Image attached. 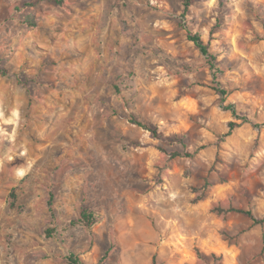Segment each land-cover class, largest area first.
Wrapping results in <instances>:
<instances>
[{"label":"rangeland","instance_id":"rangeland-1","mask_svg":"<svg viewBox=\"0 0 264 264\" xmlns=\"http://www.w3.org/2000/svg\"><path fill=\"white\" fill-rule=\"evenodd\" d=\"M184 4L0 0V264H264V0Z\"/></svg>","mask_w":264,"mask_h":264},{"label":"trees","instance_id":"trees-1","mask_svg":"<svg viewBox=\"0 0 264 264\" xmlns=\"http://www.w3.org/2000/svg\"><path fill=\"white\" fill-rule=\"evenodd\" d=\"M189 5V0H185V8H187ZM188 40L191 41L194 46L199 50V52L202 55L208 56L211 60H214L213 56H211L208 53V48L207 46L201 41V39L199 38L198 35H193V34H188ZM217 92L220 95H225V91L223 89H217ZM225 110H228L232 113V115L234 116V118L236 120H241L242 123H247V119L246 118H240V116H238L235 108L233 105L228 104L227 106L224 107ZM132 124L138 125L139 127H142L144 129L145 125L142 124L141 122H137L136 120H131ZM239 124L235 123V122H229L228 123V132L226 133V136L230 135L231 132L238 127ZM161 135V134H160ZM172 139L175 142H179L182 143V140L177 138L176 136H172ZM230 211L238 213L240 215H243L245 217H247L248 219H250L254 224H259L262 225L264 223V218L261 219H257L254 214L252 213V211L250 209H243V208H231ZM96 214L93 211H90L88 209H82L78 218L70 221V225L71 226H79L82 227L88 231H90L96 224ZM46 234H49V231L46 230L45 232ZM197 255L199 256L200 259H203L202 254L200 252L197 253ZM68 260L70 261L71 264H81V262L78 260V258L74 257V256H70L68 258ZM151 264H156V256L152 257L151 260Z\"/></svg>","mask_w":264,"mask_h":264},{"label":"crops","instance_id":"crops-1","mask_svg":"<svg viewBox=\"0 0 264 264\" xmlns=\"http://www.w3.org/2000/svg\"><path fill=\"white\" fill-rule=\"evenodd\" d=\"M1 86H3V85H1ZM15 93H16V91H15ZM4 95H5V91L0 89V113H1V115H3V113H4V107H1L2 102L5 103ZM13 98H14L13 102L15 103V106L13 107L12 110H13L14 113H16L17 109L19 107L18 104L20 103V100H19L20 97H18V94H15V96ZM1 117H4V116H1Z\"/></svg>","mask_w":264,"mask_h":264}]
</instances>
